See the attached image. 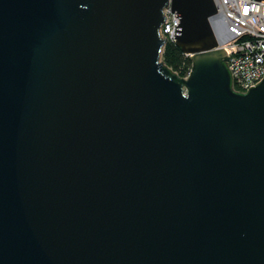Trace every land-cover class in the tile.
Returning a JSON list of instances; mask_svg holds the SVG:
<instances>
[{
	"label": "water",
	"instance_id": "water-1",
	"mask_svg": "<svg viewBox=\"0 0 264 264\" xmlns=\"http://www.w3.org/2000/svg\"><path fill=\"white\" fill-rule=\"evenodd\" d=\"M216 11L0 0V264H264V77L233 87Z\"/></svg>",
	"mask_w": 264,
	"mask_h": 264
},
{
	"label": "built area",
	"instance_id": "built-area-1",
	"mask_svg": "<svg viewBox=\"0 0 264 264\" xmlns=\"http://www.w3.org/2000/svg\"><path fill=\"white\" fill-rule=\"evenodd\" d=\"M217 11L210 17L219 45L229 56L233 87L246 91L264 77V1L215 0ZM171 6L164 8L160 33L175 40L180 16ZM233 33L230 35V33ZM228 34L230 37H223Z\"/></svg>",
	"mask_w": 264,
	"mask_h": 264
},
{
	"label": "trees",
	"instance_id": "trees-1",
	"mask_svg": "<svg viewBox=\"0 0 264 264\" xmlns=\"http://www.w3.org/2000/svg\"><path fill=\"white\" fill-rule=\"evenodd\" d=\"M164 60L181 75H187L190 71L192 61L189 55L174 41H169L163 53Z\"/></svg>",
	"mask_w": 264,
	"mask_h": 264
},
{
	"label": "bare ground",
	"instance_id": "bare-ground-1",
	"mask_svg": "<svg viewBox=\"0 0 264 264\" xmlns=\"http://www.w3.org/2000/svg\"><path fill=\"white\" fill-rule=\"evenodd\" d=\"M211 21V20H210ZM233 33V31L230 33V35ZM223 37L227 38L230 37L228 34H223Z\"/></svg>",
	"mask_w": 264,
	"mask_h": 264
}]
</instances>
